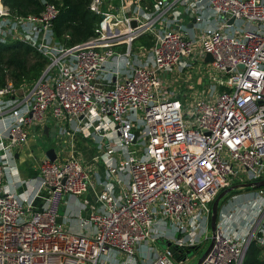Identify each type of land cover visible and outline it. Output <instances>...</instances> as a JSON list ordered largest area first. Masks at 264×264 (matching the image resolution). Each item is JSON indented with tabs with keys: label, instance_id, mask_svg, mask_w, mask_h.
Instances as JSON below:
<instances>
[{
	"label": "built area",
	"instance_id": "obj_1",
	"mask_svg": "<svg viewBox=\"0 0 264 264\" xmlns=\"http://www.w3.org/2000/svg\"><path fill=\"white\" fill-rule=\"evenodd\" d=\"M90 4L95 35L69 48L53 31L56 5L21 17L0 2V42L20 40L48 60L32 85L0 88V264H187L208 241L201 264H244L253 242L264 256V187L241 189L254 195L230 200L211 230L221 192L264 180V0ZM199 60L207 88L183 96L178 77ZM53 124L67 125L71 151L40 160L31 199L15 155ZM76 134L97 140L93 167ZM100 163L105 182L93 177ZM98 188L84 202L89 233L66 230V198ZM174 247L190 252L176 260Z\"/></svg>",
	"mask_w": 264,
	"mask_h": 264
},
{
	"label": "trees",
	"instance_id": "obj_2",
	"mask_svg": "<svg viewBox=\"0 0 264 264\" xmlns=\"http://www.w3.org/2000/svg\"><path fill=\"white\" fill-rule=\"evenodd\" d=\"M92 0H0L14 15L21 17L38 16L46 4L57 6L59 15L53 21V31L58 42L73 47L84 44L95 35L100 17L90 9ZM144 41V38L140 39ZM48 60L32 45L20 40L0 42V88L7 82L16 87L32 85L45 72ZM176 260L183 259L187 252L172 248ZM244 264H264L263 252L253 242L247 251Z\"/></svg>",
	"mask_w": 264,
	"mask_h": 264
},
{
	"label": "crops",
	"instance_id": "obj_3",
	"mask_svg": "<svg viewBox=\"0 0 264 264\" xmlns=\"http://www.w3.org/2000/svg\"><path fill=\"white\" fill-rule=\"evenodd\" d=\"M192 27H190V28H192ZM198 83H199V81H198ZM179 91H180V94H183V96L188 92H192V90L183 91L182 89H180ZM193 91L197 94L200 93V92H197L196 90H193ZM66 126H67L66 124H62L61 126H59L57 124L46 126L49 128L57 127V129H58L57 134L53 140L50 139L44 133V130L42 132L41 131L34 132V134H32L30 136L29 140L27 141L28 143L18 152L19 157H18V160H16L17 161V163H16L17 170L15 172V177H16V179L20 178V179L25 180L26 187L20 188V192L24 191V193L29 195L31 199L35 196L37 187L40 186V180L38 179V176H37L38 172L35 176H31L30 180H26L28 177V174H27V172H25V170L29 169V167L33 164L34 160L35 161L38 160V162H40V160L42 158H48L46 156V152L50 149L54 148L56 151V154H58L59 157L67 156V153L71 151L70 146L68 145V137L65 135H61V133H60V131L63 130V128L66 129ZM61 139L66 141V143L64 144V142H63V144L61 146H58L60 143L59 141H61ZM84 139L87 142L90 141V139L85 137L83 134H76L75 135V138H74L75 144H76L75 149L77 148V150L80 152V154L82 155V158L86 161V163L89 164V166L93 167L94 161L92 158L95 154V152H94L95 149L93 146H90V145H84V146L82 145V147L80 148L79 147L80 144H86L87 143ZM44 140L50 141L53 144V146L49 147L45 152H43V149H42L44 146L42 141L44 142ZM92 142L94 143L93 140H92ZM94 167H95V170L93 173L94 179H97V182H105L106 178H105L104 164L100 163L98 165H95ZM20 168H21V170H20ZM22 170H24V171H22ZM99 190H100V188L95 189V190H90L88 193H86L82 197H67L66 203H65V205H63L61 212H60L59 223L62 224L66 230H69L73 233H75V232L89 233L88 229L83 228L81 226V221L87 219L88 212L85 208L84 209H77L75 207L76 206L75 200L79 199L83 204L85 201H88L89 203L94 204L97 200L96 194L99 192ZM237 192H238V190L234 191L232 193H236L234 195H238ZM232 193L229 195L232 196ZM243 193L248 194L250 192H248V193L243 192ZM250 194H253V193H250ZM235 197L238 199V196H235ZM236 198H234V199H236ZM246 200H248V199H243L244 203ZM34 204L36 205V207H39V208L42 207V205H43L42 199L36 198ZM228 204H229V202H228ZM156 246H157V250H159V251L166 248V245L163 244L162 242L157 243ZM116 264H118V263H116Z\"/></svg>",
	"mask_w": 264,
	"mask_h": 264
},
{
	"label": "rangeland",
	"instance_id": "obj_4",
	"mask_svg": "<svg viewBox=\"0 0 264 264\" xmlns=\"http://www.w3.org/2000/svg\"><path fill=\"white\" fill-rule=\"evenodd\" d=\"M138 43H142V42H138ZM194 66H195L194 68L192 67V68L187 69V71H185L184 77H182L184 79H182L181 77H178V79H179L178 82H180V83L177 84L176 86L179 87L180 89H182L183 91L192 90V92H194L193 90H196L197 92H202L203 90H205V88H207L208 84L206 85V84H200V82L198 83V81L200 80L199 76L206 72L207 64L203 63L202 60H199V62L195 63ZM190 69H192L191 74H190V76H188V71ZM190 96L192 98L193 94L191 93ZM89 139H90V141H88V142L84 139L87 143L86 144H80L79 147L81 148L82 145L83 146L84 145L93 146L95 149L94 155H96L99 151L98 150L99 145L97 143V140H95L94 137H91ZM92 140L94 141V143L92 142ZM59 142L60 143L58 146H61L63 144V142H64V144L66 143V141H64L63 139H61V141H59ZM42 143L44 144L43 148L41 147L43 149V152H45L49 147L53 146V144L47 140H44V142L42 141ZM138 151L140 152V154H144V148L142 146L138 148ZM38 163H39L38 160L37 161L34 160L33 164L29 167V169L25 170V172H27V174H28V177L26 180H30L31 176H35L37 174V171L35 168L37 167ZM20 170H21V168H20ZM22 171H24V170H22ZM242 192L243 191H238L237 192L238 195H235V196H238V198H239L237 200L238 204H242V203L245 204L243 199H249V197H251L253 195V194H250V193H252V191H250V193H248V194L242 193ZM234 194H236V193H232V195H234ZM235 196L229 195L228 197H226L220 204L219 212L221 210L225 209L228 205L229 200H233V198ZM75 205H76L75 207L77 209H84V207H85V205L79 199L75 200ZM210 245H211V241H208L204 245L199 247L197 250L192 251V253H190L191 254L190 261L187 264H194V263L198 262L203 257V255L205 254V252L207 251V249L209 248Z\"/></svg>",
	"mask_w": 264,
	"mask_h": 264
},
{
	"label": "water",
	"instance_id": "obj_5",
	"mask_svg": "<svg viewBox=\"0 0 264 264\" xmlns=\"http://www.w3.org/2000/svg\"><path fill=\"white\" fill-rule=\"evenodd\" d=\"M134 25H136V23H134ZM192 26H193V24L189 25V27H192ZM206 61L207 62H213L214 59H212V56L210 54H208L206 56ZM57 130H58L57 127H53V128L46 127L44 129V133L50 139L53 140L56 137ZM46 156L48 157L49 160H52L54 162V160L56 159V151H55V149L53 148V149L48 150L46 152ZM18 157H19V154L17 153L15 155V159L18 160ZM262 187H264V180L260 181V182H254V183H248V184H242V185H235V186H232L229 189L224 190L223 192H221L219 194V196L216 198V200L214 201L213 205H212V221H211L212 233L214 234L215 229H216V225H217V221H218V217H219L218 212H219L220 204L226 197L229 196L230 193H232L234 191H237V190H241V189H248V188L259 189V188H262ZM212 244L213 243H211V246L207 249V251L205 252L203 257L198 262H196L195 264H201L202 263L203 259L207 256L208 252L210 251V249L212 247Z\"/></svg>",
	"mask_w": 264,
	"mask_h": 264
}]
</instances>
